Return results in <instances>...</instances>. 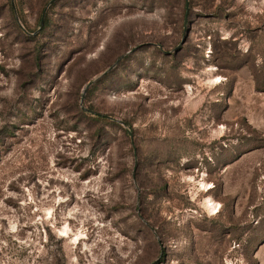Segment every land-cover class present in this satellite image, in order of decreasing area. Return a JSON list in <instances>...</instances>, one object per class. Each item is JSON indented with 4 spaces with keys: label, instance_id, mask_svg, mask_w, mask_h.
<instances>
[{
    "label": "rangeland",
    "instance_id": "1",
    "mask_svg": "<svg viewBox=\"0 0 264 264\" xmlns=\"http://www.w3.org/2000/svg\"><path fill=\"white\" fill-rule=\"evenodd\" d=\"M0 264H264V0H0Z\"/></svg>",
    "mask_w": 264,
    "mask_h": 264
},
{
    "label": "water",
    "instance_id": "2",
    "mask_svg": "<svg viewBox=\"0 0 264 264\" xmlns=\"http://www.w3.org/2000/svg\"><path fill=\"white\" fill-rule=\"evenodd\" d=\"M53 1H55V0H50V3H52ZM44 12L45 11H43V14H44ZM42 20H43V15H42V18H41V23H42ZM166 52H169V51H166ZM91 83H92V81H89L88 83H87V86H89V85H91ZM83 97V96H82ZM95 115H101L100 113H94ZM130 135H131V133H129Z\"/></svg>",
    "mask_w": 264,
    "mask_h": 264
}]
</instances>
